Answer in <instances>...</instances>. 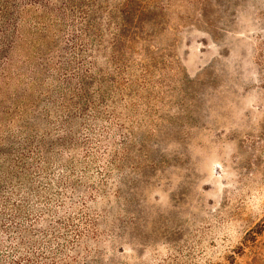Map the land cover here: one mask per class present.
<instances>
[{
    "label": "trees",
    "instance_id": "1",
    "mask_svg": "<svg viewBox=\"0 0 264 264\" xmlns=\"http://www.w3.org/2000/svg\"><path fill=\"white\" fill-rule=\"evenodd\" d=\"M262 8L264 0H0V264H78L81 244L97 239L98 226L87 205L93 192L74 180L78 154L89 175L117 135V109L136 119L155 78L174 76L169 37L179 28L204 25L216 40L218 29L231 33L220 24L235 28L230 17L240 9L261 44ZM262 43L249 59L261 78ZM211 69L205 75L217 94ZM132 125L125 148L136 140ZM57 168L63 174L55 181ZM108 179L110 159L100 187ZM54 185L61 189L55 208L46 196ZM217 264H264V221Z\"/></svg>",
    "mask_w": 264,
    "mask_h": 264
},
{
    "label": "rangeland",
    "instance_id": "2",
    "mask_svg": "<svg viewBox=\"0 0 264 264\" xmlns=\"http://www.w3.org/2000/svg\"><path fill=\"white\" fill-rule=\"evenodd\" d=\"M238 11L230 17L235 28L220 24L231 33L218 29L216 40L204 25L170 36L174 76L155 78L136 119L117 109V135L89 175L78 154L74 180L93 192L87 205L98 220L97 239L84 240L78 264H217L264 221V75L253 76L249 61L264 41ZM211 67L218 70L217 94L205 75ZM132 121L136 140L125 148ZM109 159L110 179L100 187ZM54 173L55 181L63 174ZM60 191L54 185L46 194L50 206L57 207Z\"/></svg>",
    "mask_w": 264,
    "mask_h": 264
}]
</instances>
